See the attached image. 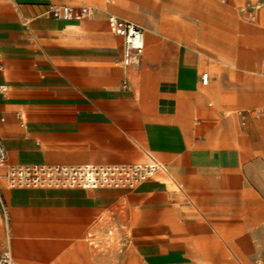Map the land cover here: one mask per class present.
I'll use <instances>...</instances> for the list:
<instances>
[{"label": "crops", "instance_id": "0c3cea01", "mask_svg": "<svg viewBox=\"0 0 264 264\" xmlns=\"http://www.w3.org/2000/svg\"><path fill=\"white\" fill-rule=\"evenodd\" d=\"M53 6L93 16L58 20ZM161 6L140 21L105 0H0V174L150 158L166 167L132 190L3 181L0 253L20 264H263L264 38L249 29L240 45L216 40L225 1ZM111 15L144 29L131 67ZM114 225L117 243L100 240Z\"/></svg>", "mask_w": 264, "mask_h": 264}, {"label": "built area", "instance_id": "2783aa9c", "mask_svg": "<svg viewBox=\"0 0 264 264\" xmlns=\"http://www.w3.org/2000/svg\"><path fill=\"white\" fill-rule=\"evenodd\" d=\"M50 14L58 20L70 21L75 18L88 19L93 16L91 8L84 7L75 10L70 6H53ZM110 31L123 39L124 67L138 63L145 45V33L139 24L108 17ZM1 71V67H0ZM203 83L209 80L207 73L202 75ZM7 91L6 86H0V94ZM8 155L0 135V166L7 162ZM166 167L154 158L146 163L99 167L94 165L64 166V165H28L11 166L0 174V207L5 211V203L1 192V183L8 187H82L87 189L100 188H134L154 177ZM0 264H20L16 262L9 250L0 253Z\"/></svg>", "mask_w": 264, "mask_h": 264}, {"label": "rangeland", "instance_id": "374dc122", "mask_svg": "<svg viewBox=\"0 0 264 264\" xmlns=\"http://www.w3.org/2000/svg\"><path fill=\"white\" fill-rule=\"evenodd\" d=\"M105 1L106 3L111 2L118 9L125 11L126 15H128L127 12H130L129 13L130 16L138 17L140 21H142L144 17L145 18H158V15H157L158 10L162 8L161 0H126V1H135V3H137V6L135 7L129 6L127 2L125 1H121L119 3L115 1H108V0H105ZM217 1H225L229 3V10H227V13L229 15L227 14L226 16H222L220 14L216 16L218 19H221L223 17L228 18L224 20H217L213 23L214 32L216 34L219 33L223 35L221 37H215L216 40L223 41L225 39H229V40L234 41L236 45H240L243 39H247L249 37L248 36L249 32H247L249 29L254 30L255 34L253 36L252 34L250 35L253 40L259 42V40L264 38V37H261V36H264V0H217ZM143 3L147 4L150 7L149 8L147 6L150 9L151 13L145 14L142 12ZM104 10H105V7H104ZM169 45L177 46L176 44H171V43H169ZM134 164H137V163H134ZM86 165H94V164H86ZM77 166H83V165H77ZM94 166L105 167V166H116V165H94ZM71 167H76V166H71ZM170 184L173 185L171 182ZM137 187H134V188H100V189H129V190H132V189H136ZM173 187L175 186L173 185ZM67 188H71V187H67ZM74 188H79V187H74ZM82 189H87V188H82ZM109 223L110 221L107 222L104 219L101 224L103 225V227H105ZM110 233H112L111 236H108ZM128 234L130 235V232ZM98 236L100 240L105 241L106 239L110 238L111 240H113L114 243L115 242L117 243L118 239L122 236V233L119 230L118 226L114 225L113 228L107 229L104 233L98 234ZM259 236L264 238V232L260 233ZM99 248L105 251V247H102V245H100ZM247 248L254 249L255 247L248 246ZM263 259H264V245H263Z\"/></svg>", "mask_w": 264, "mask_h": 264}, {"label": "bare ground", "instance_id": "6f19581e", "mask_svg": "<svg viewBox=\"0 0 264 264\" xmlns=\"http://www.w3.org/2000/svg\"><path fill=\"white\" fill-rule=\"evenodd\" d=\"M145 46V45H144ZM144 51V50H143Z\"/></svg>", "mask_w": 264, "mask_h": 264}]
</instances>
